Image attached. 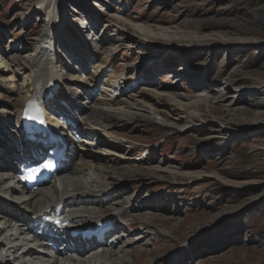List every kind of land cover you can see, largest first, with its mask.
I'll use <instances>...</instances> for the list:
<instances>
[{"label":"rangeland","instance_id":"rangeland-1","mask_svg":"<svg viewBox=\"0 0 264 264\" xmlns=\"http://www.w3.org/2000/svg\"><path fill=\"white\" fill-rule=\"evenodd\" d=\"M39 2L0 0V104L13 96L5 79L20 67L10 59L25 53L13 49L32 44L48 27L49 16ZM63 2L68 24L54 45L65 67L57 76L68 81L74 68L91 86L74 106L87 107L77 121L105 103V89L117 94L107 101L116 105L110 108L138 117L85 138L89 144L105 142L89 152L116 160L117 178L107 179L114 192H122L114 197L147 202L149 210L142 213H150L152 231L162 234L154 238L156 244L148 238L147 247L139 246L135 264L147 263L152 255L162 256L158 264H173L176 258L178 264H264V0ZM142 25L164 32L134 31ZM81 36L96 51L106 41L116 53L108 73L121 75L119 88L106 85L108 60L101 69L94 67L110 58L108 53L100 59L80 56L85 53L76 45ZM144 68L157 74L156 82L165 89L145 83ZM8 69L12 73H5ZM25 88L19 76L15 89L22 94ZM156 95L179 96V107L169 100L155 103ZM125 99L132 105H119ZM133 99L148 107L135 106ZM14 120L9 129L16 126ZM82 126L76 131L92 134ZM82 144L80 150L88 152Z\"/></svg>","mask_w":264,"mask_h":264},{"label":"bare ground","instance_id":"bare-ground-1","mask_svg":"<svg viewBox=\"0 0 264 264\" xmlns=\"http://www.w3.org/2000/svg\"><path fill=\"white\" fill-rule=\"evenodd\" d=\"M63 1L41 0L39 2L40 10L42 8L45 9L47 16H49L48 27L32 44L24 48L17 46L13 49L15 51L19 49L25 52L20 59H10L12 63L14 62L15 65L20 67L19 69L17 68L18 70L15 73H12L9 69L5 71L8 74L12 73V76L9 77L7 74L8 78L5 80L12 87L13 96L8 98L6 102L0 104V132L5 133V137L0 136V264L55 263L56 254L46 246V243L40 241L37 234L48 235V238L54 242L64 244L69 253L80 256V260L78 261L67 259L66 261L69 264H135L136 255L134 254L140 248L139 246L147 247L148 238H151L156 244L157 240H154V238H159L162 234L152 231L151 225L153 222L148 218L150 213H142L149 210L147 202L134 204L131 197L120 202L121 198L119 196L117 198L114 197V195H119L122 192H114L111 189L112 184L107 179L111 181L112 174L115 175L113 177L117 178L116 172L118 168L115 166L116 160L101 156L107 155L101 152H89V150H86L88 152L80 151V154L76 142L72 140L73 138L69 137L70 128L66 127L63 121L68 120L73 123L78 120V117L82 115L83 111H87V107L83 103H80L83 105L81 110H78L74 106L75 104L77 105V102H80L84 92L86 94L89 93L85 86H91L85 83L87 80L81 78L79 72L76 73L77 71L75 72L73 70L74 68L69 69L70 71H74L73 73L75 74L71 75L68 81H65L66 78L57 76V74H61L62 72L59 70L65 67V61L59 58L61 53L59 54V51L57 52L55 50L54 45L55 40L59 39V31L67 28L68 24V19L67 17H63L65 13L61 10V6L64 4ZM134 31L142 33L145 31H150L149 33L164 32L163 29L153 28L147 25L135 26ZM76 33L79 35L81 30L77 28ZM167 34L168 32L165 33V35ZM77 43H80L84 47L83 50L85 53L80 51V56L92 55L98 56L97 58L100 59L103 54L108 53L110 55V58L101 59V63L94 67L97 71L102 68L100 65L108 60L109 66L103 68L107 73V75L105 73L103 75L109 78L106 85L112 88H119L122 80L121 75L115 72L108 73L116 53L113 50L107 49V42H99L100 51H96L86 44L82 36L76 42V45ZM142 70L141 73H144L146 69L144 68ZM155 75L157 74H153L152 71H146L141 77L144 76L145 83L154 84L156 88H160V91H162L165 87L156 82L155 78L157 76ZM19 76L23 77L26 85L22 94L15 89V82ZM31 80L32 87L30 86ZM133 83L137 84V82ZM129 89L131 87H128L126 90ZM123 90L125 89L123 88ZM143 91L146 90L143 89ZM56 93L57 97L55 96ZM116 95L115 90H104V96L108 98L102 99L105 103L101 104V106L90 108V116L81 119L80 122L77 121L75 124L76 129H80L79 125H85L81 129L87 125V130L93 131L94 133L86 134V131L83 132L80 130V132L78 131L80 135L93 137L96 133L95 130L100 133L101 130L107 132L116 121L130 123L134 118H138L137 114L131 111L122 108H110L111 106L116 107V105L110 104L107 101H113ZM128 96L132 98L133 95ZM165 97V95H156L154 97L156 100L153 99V101L155 103L160 102V100L168 102L167 100L169 99L166 100ZM178 97L173 96L169 100L170 105L172 104L176 108L179 107L176 101ZM32 101L41 106L40 108L43 111L47 129L51 132H59L60 134H58L62 137L63 142H69L70 152L67 156L70 159L71 166L66 164L63 167V169L65 168L62 176L64 178L60 177V179L54 181L49 187L28 195L23 193V188L19 184L14 186L16 182H11L10 176L4 174L13 172L15 168L13 164L30 153V146L28 144L22 146V152L18 151L17 146L20 142L23 143L21 119L25 108ZM57 102H60L64 106H72L74 109L71 111L62 106L59 109ZM130 103L129 100L127 101L125 99L120 101L119 105L123 106L126 104V106H131L132 104ZM133 103L135 106L142 104L144 108L148 107L140 99H133ZM179 104L181 105V103ZM197 105V102L194 103L195 108H197ZM15 118L16 120L14 121L17 125L13 129H9L11 121ZM106 136L112 135L109 134ZM13 140V148H6L10 141ZM86 145L88 147L95 145L100 147L104 146L105 142L99 141L97 144H89L88 140V142L86 141ZM73 166L75 168L74 170ZM134 172L130 174H135ZM103 173L110 174L111 176L108 178ZM121 175L123 176L125 174H118L119 177ZM76 206H86L90 211V217L81 215L78 210L74 209ZM81 209L83 210V208ZM74 223L86 224L85 229L79 228ZM98 225L103 229H109L105 238L99 241L97 238L92 239L84 236L86 232L95 229ZM153 254L155 253L153 252ZM32 255L36 257H32ZM129 257L132 259H127ZM161 257L152 255L148 262L144 264L162 263L163 260L158 262ZM16 261L17 263H15ZM176 261L177 258L175 259ZM175 262L173 264H178Z\"/></svg>","mask_w":264,"mask_h":264},{"label":"snow or ice","instance_id":"snow-or-ice-1","mask_svg":"<svg viewBox=\"0 0 264 264\" xmlns=\"http://www.w3.org/2000/svg\"><path fill=\"white\" fill-rule=\"evenodd\" d=\"M45 167H51V165H45ZM39 171H40L39 168L31 169V170H30V173H31V174L27 177V179H33L34 176H35V174H36L37 172H39Z\"/></svg>","mask_w":264,"mask_h":264}]
</instances>
